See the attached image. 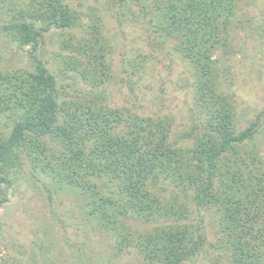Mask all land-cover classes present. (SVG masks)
Returning <instances> with one entry per match:
<instances>
[{
    "label": "trees",
    "instance_id": "16d2710c",
    "mask_svg": "<svg viewBox=\"0 0 264 264\" xmlns=\"http://www.w3.org/2000/svg\"><path fill=\"white\" fill-rule=\"evenodd\" d=\"M17 1L0 0V30L29 49L31 68H0V207L9 174L24 161L56 181L54 193L76 190L93 226L114 237L117 254L135 246L142 264H188L208 248L220 264H264V169L253 148L258 122L236 131L233 99L219 92L212 58L227 45L236 0L135 1L145 3L140 8L153 33L161 44L171 42L195 78L194 104L204 121L188 147L182 141L190 133L171 140L169 119L108 106L98 91L109 78L98 24L84 30L67 0H28L23 8ZM76 28L84 33L62 42L61 56L91 90L72 99L36 51L50 29ZM201 210L217 217L215 242L206 240ZM130 221L152 227L141 232Z\"/></svg>",
    "mask_w": 264,
    "mask_h": 264
},
{
    "label": "rangeland",
    "instance_id": "374dc122",
    "mask_svg": "<svg viewBox=\"0 0 264 264\" xmlns=\"http://www.w3.org/2000/svg\"><path fill=\"white\" fill-rule=\"evenodd\" d=\"M27 1L19 0L15 5L23 8ZM135 1L67 3L80 13L84 30L92 24L100 26L109 78L98 91L104 93L108 106L127 108L153 119H169L171 140L190 133L182 145L192 146V138L201 134L204 121V114L194 104L195 78L171 42H159L141 11L145 3ZM3 19L1 14L0 25ZM83 33L82 28L50 29L36 51L67 98L74 99L91 90L78 74L65 69L61 56L66 54L61 43L70 35L79 37ZM226 37V47L217 48L212 56L220 71L218 89L233 99L236 131L258 122L253 148L264 169V0H236ZM28 53V48L18 49L0 30L1 69H30ZM5 120L0 118V127L6 125ZM8 178L6 202L0 207V264H142L135 246L116 253L114 237L93 226L81 208L85 200L76 190L62 186L54 193L56 181L31 170L24 161ZM192 216L196 224L199 217L203 219L206 240L215 242L214 211L201 210L199 217ZM130 223L139 226L141 232L152 227ZM188 264L220 263L204 248Z\"/></svg>",
    "mask_w": 264,
    "mask_h": 264
}]
</instances>
